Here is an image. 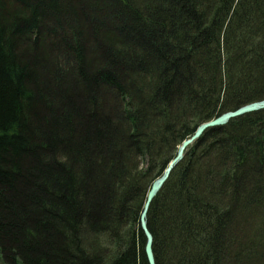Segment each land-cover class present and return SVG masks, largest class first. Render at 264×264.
Returning <instances> with one entry per match:
<instances>
[{
	"label": "trees",
	"instance_id": "obj_1",
	"mask_svg": "<svg viewBox=\"0 0 264 264\" xmlns=\"http://www.w3.org/2000/svg\"><path fill=\"white\" fill-rule=\"evenodd\" d=\"M262 100L264 0H0V264H148L154 181ZM146 222L155 264H264V110L190 145Z\"/></svg>",
	"mask_w": 264,
	"mask_h": 264
},
{
	"label": "water",
	"instance_id": "obj_2",
	"mask_svg": "<svg viewBox=\"0 0 264 264\" xmlns=\"http://www.w3.org/2000/svg\"><path fill=\"white\" fill-rule=\"evenodd\" d=\"M263 109H264V100L261 102L251 103L249 105L241 107L240 109H237L234 112L223 114L208 123L200 125L196 129L195 133L188 140L184 141L181 144V146L178 148L176 157L172 160V162L165 169L162 176L158 178L157 180H155L153 185L151 186V189L148 192L147 197H146L143 212L140 217V228L146 239L144 253L148 260V264H154V259H153L154 255H153V249H152V236L147 229V222H146V215H147L148 207L150 206L152 200L155 198V196L158 194V192L160 191V189L162 188V186L168 179L170 171L183 158L185 149L188 146L192 145L195 141H197L200 138V136L203 134V132H205L206 130L225 126L230 120L239 118L249 113L258 112Z\"/></svg>",
	"mask_w": 264,
	"mask_h": 264
},
{
	"label": "rangeland",
	"instance_id": "obj_3",
	"mask_svg": "<svg viewBox=\"0 0 264 264\" xmlns=\"http://www.w3.org/2000/svg\"><path fill=\"white\" fill-rule=\"evenodd\" d=\"M248 105H249V104H248ZM235 111H236V110H235ZM233 112H234V111H233ZM228 113H229V112H228ZM224 114H226V113H224ZM250 114H251V113H250ZM222 115H223V114H222ZM180 146H181V145H180ZM180 146H179V147H180ZM188 147H189V146H188ZM188 147H187V148H188ZM187 148H186V149H187ZM186 149H185V150H186ZM177 151H178V150H177ZM184 152H185V151H184ZM176 155H177V152H176ZM175 157H176V156H175ZM183 158H184V155H183ZM183 158L181 159V161L183 160ZM181 161H180V162H181ZM180 162H179V163H180ZM179 163H178V164H179ZM178 164H177V165H178ZM177 165H176V166H177ZM176 166H175V167H176ZM175 167H174V168H175ZM174 168H173V169H174ZM173 169H172V170H173ZM172 170H171V172H172ZM171 172H170V173H171ZM169 175H170V174H169ZM168 177H169V176H168ZM142 212H143V211H142ZM146 220H147V215H146ZM145 242H146V240H145ZM241 251H242V250H241ZM243 252H244V250H243ZM245 254H246V253H244V255H245ZM249 256H250V255H249Z\"/></svg>",
	"mask_w": 264,
	"mask_h": 264
},
{
	"label": "bare ground",
	"instance_id": "obj_4",
	"mask_svg": "<svg viewBox=\"0 0 264 264\" xmlns=\"http://www.w3.org/2000/svg\"><path fill=\"white\" fill-rule=\"evenodd\" d=\"M262 101H263V100H262ZM260 102H261V101H260ZM245 106H246V105H245ZM243 107H244V106H243ZM239 109H240V108H239ZM263 110H264V109H263ZM260 111H261V110H260ZM249 114H250V113H249ZM246 115H247V114H246ZM203 133H204V132H203ZM171 162H172V161H171ZM171 162H170V163H171ZM179 162H180V161H179ZM179 162H178V163H179ZM176 165H177V164H176ZM176 165H175V166H176ZM175 166H174V167H175ZM174 167H173V168H174ZM170 172H171V171H170ZM152 185H153V184H152ZM149 191H150V190H149ZM148 209H149V207H148ZM144 237H145V236H144ZM145 240H146V239H145ZM145 243H146V242H145ZM144 249H145V247H144ZM153 259H154V257H153ZM146 260H147V258H146ZM147 263H148V260H147ZM154 264H155V259H154Z\"/></svg>",
	"mask_w": 264,
	"mask_h": 264
}]
</instances>
